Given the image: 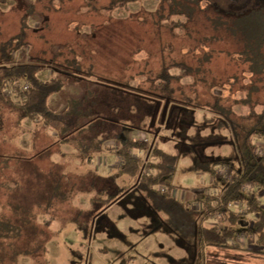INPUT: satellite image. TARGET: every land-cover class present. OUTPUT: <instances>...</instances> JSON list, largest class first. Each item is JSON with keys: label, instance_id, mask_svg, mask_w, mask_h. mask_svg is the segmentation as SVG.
Returning <instances> with one entry per match:
<instances>
[{"label": "rangeland", "instance_id": "obj_1", "mask_svg": "<svg viewBox=\"0 0 264 264\" xmlns=\"http://www.w3.org/2000/svg\"><path fill=\"white\" fill-rule=\"evenodd\" d=\"M114 1L0 2V43L19 32L25 17L26 46L14 53L15 62H41L40 79L63 78L62 90L48 97L52 108L65 110L68 95L80 99L78 115L61 114V121L44 123L23 117L18 107L22 100L15 94L0 97V218L28 216L30 221L21 225L18 237H0V264H176L177 258L163 246L168 241L161 235L167 237V230L145 196L130 188L132 177L115 172L119 158L106 161L102 178L90 167L96 156L65 150V158H57L56 151L63 145L76 147V141L87 145L93 137L104 147L118 146L137 129L148 143L155 138L160 148L177 156L166 182L178 194L185 190L191 203L193 190L214 185L211 175L196 169V161L230 160L236 166L232 124L241 137L264 110V64L252 68L238 37L221 22L234 17L225 13L230 10L264 8V0H248L240 9L224 0H126L116 7ZM73 58L77 68L59 66ZM175 63L187 65L188 74L158 88L156 77L162 72L180 73ZM137 89L148 93L141 96ZM162 94L168 96L163 117ZM253 142L257 152L263 151L264 138L254 136ZM147 153L132 151L146 160ZM215 171L224 180L230 175L228 165ZM55 183L57 192L49 197ZM121 187L126 192L109 203V194ZM255 188L251 193L264 206V193ZM20 194L28 196L27 215L12 207ZM242 204L239 214L249 223L254 216ZM216 215L203 224L227 226ZM30 227L48 238L35 252L25 253L32 249ZM239 233L245 234L242 241L236 235L225 240L227 247H204L221 249L215 255L208 251V259L233 263L244 257L235 249L259 246L254 235ZM173 239L181 248L180 239Z\"/></svg>", "mask_w": 264, "mask_h": 264}, {"label": "trees", "instance_id": "obj_2", "mask_svg": "<svg viewBox=\"0 0 264 264\" xmlns=\"http://www.w3.org/2000/svg\"><path fill=\"white\" fill-rule=\"evenodd\" d=\"M6 1L0 0L3 3ZM125 4L126 0L112 2L114 7ZM235 10L225 12L227 15H233V18L220 21L227 30L232 31L238 37L242 44V52L251 62L252 68L256 65L260 66L264 64V8H252L246 13L245 11L234 12ZM172 13H178V11L174 10ZM24 19L25 17L22 19L19 32L0 43V97L3 98V90L10 80H21L29 85L28 89L20 92L23 99L18 107L21 109L23 117L39 118L44 123H55L61 121V114L78 115L77 107L80 99L72 95L66 97L67 107L62 112H56L48 106V97L52 93L61 91L64 86L62 77L57 75L43 80L38 77V73L43 68V63L15 62L14 53L22 51L26 46L24 30L26 22ZM65 62L66 65L59 64L62 69L77 68L78 63L74 58L66 59ZM174 65L180 69V73L171 75L167 71L162 72L156 77L158 88H165L170 79L187 75L190 70L183 63H175ZM57 73L63 74V71L59 70ZM137 91L141 96L148 93L138 89ZM157 96L160 98L161 95ZM161 98L166 99L168 96L163 95ZM5 101L10 102V99L5 98ZM185 104L189 105L190 103ZM213 108L216 113L223 116L221 108L216 107V105ZM219 125L230 126L223 122ZM233 125L232 135L236 142V166L233 165L234 162L231 164L230 160L200 159L196 161V169L211 175L214 179L213 186L219 187L218 196L202 199L203 207L200 209H194L189 202L177 199L172 195L173 186L166 182V178L172 173L177 162V156L160 148L154 140L148 143L146 140L127 138L120 145L108 148L120 158L118 171L133 178V184L130 188L136 189L145 196L154 213L164 215V224L183 240L186 251L191 257H196L197 251L205 245L227 247L225 240L236 236L240 230L254 235L259 246L264 248V206L256 195H252V191L245 193L241 190L243 184L253 183L256 186V191L264 193V151L262 154H258L253 142L254 136L264 138V110L257 115L254 125L243 132L241 137ZM76 149L84 158H90L93 154L103 150L102 143L97 137L90 139L87 145L76 141ZM133 150L148 151L147 160L140 156H133ZM219 165H228L229 169L232 170L233 177L230 181L222 179L216 173L215 169ZM159 185H163L164 189L159 190ZM50 188L49 197L55 195L58 186L55 183ZM120 195L121 193L111 196L112 199L109 203ZM27 197V194H20L17 203L13 204L12 207L27 215V211H29V206L25 204ZM231 202H244L248 208L247 212L253 214L255 219L253 218L249 223H246L247 220L241 214L229 211L227 204ZM36 204H38L37 201ZM213 211L222 213L223 218H220L219 222H227V226L219 228L218 221L210 226L203 224L205 219L211 217L210 212ZM29 222L28 216L14 220L6 217L0 218V237L3 239L18 237L22 234L23 227L21 225L29 224ZM46 224L48 225V222ZM27 228L29 229V227ZM27 234L30 244L32 242L30 245L32 249L26 250L25 253L35 252L41 242L46 243L48 238L44 232L39 235L37 230L32 227ZM41 251H45V245ZM200 257L198 255L196 257L198 262H200Z\"/></svg>", "mask_w": 264, "mask_h": 264}, {"label": "crops", "instance_id": "obj_3", "mask_svg": "<svg viewBox=\"0 0 264 264\" xmlns=\"http://www.w3.org/2000/svg\"><path fill=\"white\" fill-rule=\"evenodd\" d=\"M55 98H57V97H55ZM51 99V98H50ZM64 102H65V100H63ZM53 103H50V100L48 99V106L52 109V110H54V111H56V112H62V111H64V109H53L52 107H53ZM57 106H62V102H58L57 103ZM58 110V111H57ZM60 110V111H59ZM22 115V114H21ZM139 130H137V129H135V130H130L129 131V134H128V137L129 138H132V139H139V140H146V138L142 135V134H140V132H138ZM143 133V132H142ZM140 134V135H139ZM145 134V133H144ZM155 138H153V140H154ZM155 141V140H154ZM102 143V142H101ZM64 144V143H63ZM102 148H103V150L101 151V152H99V153H95V154H93L92 156H96V158H97V162L94 164V163H92L91 162V168L92 169H94L97 173L96 174H98V177L100 176V177H102V176H104L103 174L104 173H102V172H107V165H108V163L106 162V161H108V160H117V158H119V156L115 153V152H112V151H109L108 150V148L107 147H104V143H102ZM68 149H69V151H68ZM59 150V151H58ZM58 150L56 151V157L57 158H59L60 156H62V157H64L65 158V156L66 155H64V154H66V152L67 153H69V155H72V154H74L76 151H78L77 149H76V147H74V146H70V147H67V146H62L60 149L58 148ZM65 150H66V152H65ZM76 150V151H75ZM61 151V152H60ZM138 151V150H137ZM80 153V152H79ZM81 154V153H80ZM82 155V154H81ZM59 156V157H58ZM83 157V156H82ZM99 158L101 159V158H103V159H101V160H99ZM78 159V158H77ZM119 160H120V158H119ZM118 168V167H117ZM99 171V172H98ZM115 172H117V174H119V175H123L124 176V174L123 173H120L119 171H118V169L115 171ZM200 174H204L203 172H200ZM107 176V175H106ZM103 178V177H102ZM118 188V187H117ZM134 189V188H133ZM172 191H175L174 192V194H173V192H172V195L175 197V198H177V199H180V200H183V201H186V202H188L189 200H190V195L189 194H186V192H185V190H180L181 192H180V194H178L179 192H178V190L177 189H175V188H173V190ZM88 192H90L89 190H88ZM126 191L124 190L123 191V187H121V189L120 190H118V191H114L113 193H111V194H109L110 196L112 195H118L117 193H121V194H123V193H125ZM85 193H87V191H85ZM90 196H92V194H89ZM178 195H179V197H178ZM188 195V196H187ZM88 200H89V198H88ZM152 210V209H151ZM153 212V211H152ZM154 213V212H153ZM156 214V213H155ZM156 216H157V218H158V220L160 221V222H162V224L164 225V227H165V230H167V232H164V233H167V237L165 236V234H160L163 238H164V240L166 241H168V243H166V242H164V245L163 246H165L168 250H171V253L174 255V257L175 258H177V263L176 264H221L222 262H214L213 260H209L208 259V256H207V254H208V251L212 254V255H215V253H217V251H215V250H221V249H215V250H213V249H209V250H207L206 248H204V247H207L208 245H205V246H203V248L202 249H199L198 251H197V254H196V257H197V255L201 258L200 259V262H198V260H197V258L194 256V257H191V256H189L188 255V253H187V251H186V247H185V244H184V242H183V240L180 238V237H178L172 230H170L165 224H164V222H163V218H164V215L163 214H156ZM173 234V235H172ZM177 237V238H179L180 240L179 241H181L180 242V246H181V248L180 247H177L176 245H175V243L177 242V243H179L178 241H175L173 238H175V237ZM174 240V242L172 241V240ZM169 240H171V242H169ZM168 245H169V247H168ZM217 248V247H216ZM249 248V250L251 249V250H253V251H257V252H249V250L248 249H245V248H237V249H235L237 252H235V254L237 255H240V256H244V257H240V258H234V261H233V263H231V262H229V263H222V264H264V254H262V251H264V249L263 248H261L260 246H256V247H254V246H252V247H248ZM204 249H206V251H204ZM232 248H230V250H231ZM223 250H226V249H223ZM222 250V251H223ZM234 250V249H233ZM203 252H206V254L204 253V255H202L203 254ZM227 252H230V251H227ZM231 253V252H230ZM228 254V253H227ZM230 256V255H229ZM199 259V258H198ZM227 259H231V258H227ZM243 259V260H242Z\"/></svg>", "mask_w": 264, "mask_h": 264}, {"label": "built area", "instance_id": "obj_4", "mask_svg": "<svg viewBox=\"0 0 264 264\" xmlns=\"http://www.w3.org/2000/svg\"><path fill=\"white\" fill-rule=\"evenodd\" d=\"M28 87H29V85H28L27 82L21 81V80L12 79V80H10L7 83L6 87L4 88L3 94L6 97H11V96H15L16 95V96H18L20 98V100H22L23 97L20 94V92L28 89ZM256 147H257V145H256ZM258 150H260V149H256V152ZM261 150L264 151V149H261ZM263 151H259L257 153L258 154H262ZM222 167H223V165H222ZM218 171H220V170H218ZM231 172H232V170L230 169V175L227 174V177L223 175L225 177L226 181H230L232 179L233 176H231V174H232ZM219 176H221V175H219ZM253 186H254L253 183H246V184H243L241 186V190L243 192L247 193V192H250L252 190ZM212 187H213V189L199 188V189L193 190L192 193L194 194L195 197L191 201L190 206L192 208H194V209H200L201 207H203L202 199H205L206 197L218 196L219 191H217L214 186H212ZM158 189L159 190H163L164 186L163 185H159ZM242 206H243L242 202H231V203L227 204V209L229 211H233L235 213H239L241 211H238V210H241L240 207H242ZM214 212H215V214H217L216 217H218V218H221L223 216L222 213H220L219 211H214ZM214 212H210V215L212 213H214ZM243 235H245V234H242V233L237 234V236H238L237 237V242L242 241L243 240L242 238H245Z\"/></svg>", "mask_w": 264, "mask_h": 264}, {"label": "flooded vegetation", "instance_id": "obj_5", "mask_svg": "<svg viewBox=\"0 0 264 264\" xmlns=\"http://www.w3.org/2000/svg\"><path fill=\"white\" fill-rule=\"evenodd\" d=\"M224 1L229 2V6L231 7L236 6L238 9H240L244 4H247L248 0H224Z\"/></svg>", "mask_w": 264, "mask_h": 264}, {"label": "water", "instance_id": "obj_6", "mask_svg": "<svg viewBox=\"0 0 264 264\" xmlns=\"http://www.w3.org/2000/svg\"><path fill=\"white\" fill-rule=\"evenodd\" d=\"M167 103H168V99L165 100L164 106H163V108H162V111H161V116H162V117L164 116V112H165V110H166Z\"/></svg>", "mask_w": 264, "mask_h": 264}]
</instances>
